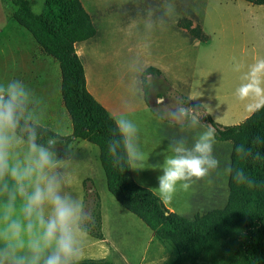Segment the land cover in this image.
Segmentation results:
<instances>
[{
    "label": "rangeland",
    "instance_id": "obj_1",
    "mask_svg": "<svg viewBox=\"0 0 264 264\" xmlns=\"http://www.w3.org/2000/svg\"><path fill=\"white\" fill-rule=\"evenodd\" d=\"M29 1L36 13L43 11L46 0ZM210 1L218 3L217 10L211 11L214 18L210 22L216 29V40L213 45L203 47L197 59L196 52L191 50L192 41L179 29V26L184 27L180 22L187 25L195 22L196 10L191 8L194 7V0H82L97 27V34L88 41L90 45L83 57L89 78L87 87L97 100L104 99L121 110V115L132 120L142 131L138 142L147 166L143 170H133V175L139 184L150 188L160 197L158 177L162 175V169L159 166L163 165L167 156L173 154L170 144L183 140L186 147H191L209 126L202 119L201 112L192 109L188 98L202 99L199 95L201 86L211 80H199L195 76L202 73V69L207 72L204 76H213L214 84L218 82L220 90L218 99L212 105L234 108L235 115L230 121L238 124L245 120L244 116L249 112L246 105L251 101L240 100L236 89L245 82L243 76L248 66L256 59L264 58V27L232 5L227 8L220 5L219 0ZM170 5L175 6V12L166 15ZM203 7L197 11L204 18ZM221 9L228 10V14L220 19L218 12ZM219 24H222L220 29L217 28ZM82 45L76 43V49L80 52ZM150 66L160 68L161 73L146 74L145 70ZM223 93L226 95L223 96ZM201 107L205 110L203 105ZM193 115L198 119L195 125L192 123ZM183 121L185 123H181ZM89 144L98 155L101 173L99 179L86 181L84 191L90 183L95 188L100 186L103 233L108 241L105 242V249L103 243L99 248L95 247L92 245L94 239L88 234L82 259L107 257L115 264H170L177 255L174 245L160 241L155 233L149 241L154 231L123 207L108 190L107 177L99 159L100 148ZM227 148L230 151L229 164L224 167ZM83 150H90L92 166L96 168V155L91 147ZM224 150L225 154L221 156ZM232 150V141L216 139L213 155L220 157L221 169L213 170L210 177L193 179L187 190L178 185L170 201L162 199L166 206L190 218L218 206L224 207L229 189L220 187L224 180L229 181V174L225 170L231 166ZM87 198L85 210L93 213L95 203H92V198ZM111 243H118L121 248L115 250Z\"/></svg>",
    "mask_w": 264,
    "mask_h": 264
},
{
    "label": "trees",
    "instance_id": "obj_2",
    "mask_svg": "<svg viewBox=\"0 0 264 264\" xmlns=\"http://www.w3.org/2000/svg\"><path fill=\"white\" fill-rule=\"evenodd\" d=\"M13 17L25 26L42 45L58 59L62 71V95L73 121V133L60 134L55 149L62 157L70 154L69 145L75 138L87 139L100 148V161L107 177L108 190L119 203L142 219L160 241L171 242L177 252L170 264H264V143L255 144L260 137L264 141V108L252 113L241 123L222 125L199 104L191 102L192 109L202 114L204 122L216 129L218 140L233 143L232 173L229 178L230 194L225 207L188 218L171 211L162 198L150 188L139 184L132 169L122 172L112 164L108 142L116 132L110 111L96 99L87 87L85 67L76 50V43L94 38L97 34L91 14L82 0H46L41 13H36L29 0H6ZM264 4V0H245ZM189 31L201 38L208 35L199 26ZM161 70L150 66L146 74ZM144 88L147 84L144 81ZM38 142L44 143L58 133L45 126L39 127ZM243 145L245 153L237 154ZM259 152L260 160L247 155ZM237 169L253 178L259 186L249 188L232 178ZM92 198L95 225L89 235L103 239L101 199L97 188H86L84 203ZM88 206V205H87ZM80 264H115L107 257H87Z\"/></svg>",
    "mask_w": 264,
    "mask_h": 264
},
{
    "label": "clouds",
    "instance_id": "obj_3",
    "mask_svg": "<svg viewBox=\"0 0 264 264\" xmlns=\"http://www.w3.org/2000/svg\"><path fill=\"white\" fill-rule=\"evenodd\" d=\"M174 12L175 6L170 5L166 15ZM243 80L236 89L238 98L251 101L246 105L249 112L264 108V58L248 66ZM31 104L29 87L23 81L0 83V264H80L84 241L95 219L85 210L82 199L65 190L72 182L65 171L66 163L55 151L60 134L38 142L37 129L44 126L42 114ZM113 119V136L118 134L108 142L113 166L122 172L125 165L143 170L147 160L139 146L137 125L122 115ZM192 123H198L195 115ZM216 135V129L208 126L191 147L183 140L170 144L173 154L159 166L162 199L170 201L178 185L187 190L193 179L210 177L219 167L213 155ZM254 143L264 141L256 137ZM236 152L245 153L244 146H238ZM247 155L261 159V154H253L251 148ZM225 171L231 175L232 168ZM232 178L249 188L259 186L242 169Z\"/></svg>",
    "mask_w": 264,
    "mask_h": 264
},
{
    "label": "crops",
    "instance_id": "obj_4",
    "mask_svg": "<svg viewBox=\"0 0 264 264\" xmlns=\"http://www.w3.org/2000/svg\"><path fill=\"white\" fill-rule=\"evenodd\" d=\"M219 1H220L219 3L220 5H226L227 8L229 7V5H232L233 8H236L237 11L240 12L241 14L246 13L250 18H252L253 22H259V24L262 27H264V4L258 5L245 0H219ZM217 4L218 3L212 2L210 0H194V7L191 6V8H194L196 10V15H195V22L190 24V27L193 28L199 26L202 29V31H204L208 35V39L206 40H202L201 38L193 35L189 31L188 25L182 24L180 22V24L183 25L184 27L179 26V29L184 32V35L187 39L192 41L191 50L194 53L196 52L195 57L197 59H199L200 57L202 48L207 47L209 45L210 46L213 45L216 40V35H217L216 29L213 25H211L210 22L214 18V15L211 13V11L213 9L217 10ZM202 6H204L202 10L205 11L204 18L203 15L201 16L197 11ZM219 11L220 12H218V16L220 17V19L221 17H226L227 16L226 13L228 14V10L221 9ZM217 28L218 29L222 28V24H219ZM92 39L93 38L80 42L83 44L81 52L78 49H76L77 53L80 55L82 62L84 64L85 72L87 71H86V65L83 61V57L86 54V48L90 45L88 41H91ZM184 43L186 42L184 41ZM194 47L196 49H194ZM186 48H187L186 46L183 47V50L185 51ZM179 51H182V49L179 48ZM204 70L205 69H202V73L199 72L198 75L195 76L199 80H207V79L211 80L208 83H205L201 86L199 95L202 96V99H195L194 97H190L188 99L190 100V102L203 105L205 110L208 111V113H210V115L214 117L217 121H219L218 123L222 125H231L233 122L230 121V118L234 117L235 115L234 108L228 106L218 108L217 105L215 107L214 105H212L215 102V100L218 99L219 97L218 90H220V86L218 82L216 85L214 84L215 82L213 76H209V77L204 76V73H207ZM86 78H87V86H88L89 78L87 74H86ZM13 79L21 80L29 87V92L32 100V104L30 106L33 107L37 113L42 114V121H41L42 125L62 135H70L73 133L72 117L66 108L64 98L62 95V89H61L62 71L58 59L55 58L47 50H45L42 47V45L35 39L33 34L13 17L9 2H7L6 0H0V83H7L8 81ZM225 95L226 93H223V96ZM98 101H100L110 111L112 116L114 117L121 116L122 113L121 110L112 107L104 99L103 100L98 99ZM252 113L253 112H248L244 116V119H246ZM181 123H185V121ZM141 136H142V131L138 130L139 140ZM224 141H230V140H224ZM89 143L92 142H90L87 139L75 138L69 145L70 154L68 157H62L57 152L58 157L66 163L67 167L65 168V171L70 176L72 182V187L65 190L71 191L74 195H77L79 198L81 197L83 201L85 197L84 187L86 186V181L90 178L99 179V175L101 173L100 166L98 163V155ZM85 147L86 148L91 147V149L93 150L92 152L94 153V155H96L95 162L97 163L96 168L98 165L97 170L94 166H92V160L89 154L90 150L88 152L83 150V148ZM56 149L62 150V147L56 146ZM72 153H74V156H72ZM232 153H231V164H232ZM224 154H225V150L223 151L221 156H223ZM229 155H230V151L229 148H227V156L223 159L224 167H227L229 164ZM218 158L220 157H216V159ZM99 159H100V155H99ZM220 169L221 167L219 166L217 168V171H219ZM229 178H230V174H229ZM228 184L229 181L227 183V180H224V183L220 188L226 187L230 191V187ZM94 188L95 185L93 183H90L88 189L91 190ZM99 188L100 186L97 188V190L99 194H101ZM229 191H228V197L226 198L227 202L230 194ZM101 197L102 194L100 195V199ZM226 204L224 205V207L226 206ZM218 208H223V207L218 206L213 209H218ZM101 209L103 213L102 199H101ZM210 210L205 211L203 214L209 212ZM102 223H103V214H102ZM104 236L105 239H97L90 236L95 241L92 243V245L99 248V246L102 245L103 243L104 244L103 247L105 249L106 247L105 242L108 241V239L105 233ZM153 237H154V232L150 234L149 241L152 240ZM111 244H113L115 250H118V248L120 247L118 243H111ZM86 248L87 247H84V249Z\"/></svg>",
    "mask_w": 264,
    "mask_h": 264
}]
</instances>
